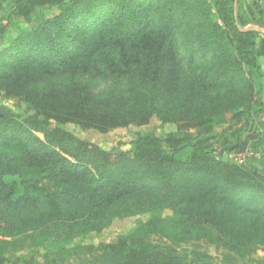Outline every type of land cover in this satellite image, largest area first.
I'll return each instance as SVG.
<instances>
[{
    "label": "trees",
    "instance_id": "16d2710c",
    "mask_svg": "<svg viewBox=\"0 0 264 264\" xmlns=\"http://www.w3.org/2000/svg\"><path fill=\"white\" fill-rule=\"evenodd\" d=\"M249 15L237 0H9L0 93L31 114L0 105V235L12 237H0V264L16 247L81 241L138 212L152 215L117 242L58 255L212 264L204 241L225 250V264H264L246 261L248 245L264 243V9ZM87 76L111 85L97 93ZM154 117L188 127L243 122L228 128L221 154L261 159L225 162L191 132L140 131L130 148L110 151L52 125L107 132ZM167 208L188 218L168 220L159 213Z\"/></svg>",
    "mask_w": 264,
    "mask_h": 264
},
{
    "label": "rangeland",
    "instance_id": "374dc122",
    "mask_svg": "<svg viewBox=\"0 0 264 264\" xmlns=\"http://www.w3.org/2000/svg\"><path fill=\"white\" fill-rule=\"evenodd\" d=\"M9 0H0V49L5 45L4 34L1 32V27L5 24L4 18L7 16ZM259 6L264 9V0H237V9L239 12H245L249 18L250 10H254L256 13L259 12ZM250 27L256 26L253 22L249 25ZM261 66L264 71V57L261 58ZM85 82H88L93 90L97 93H104L111 85L109 80H99L95 82L91 77L87 76ZM0 105L10 107L20 119L27 118L31 113L28 112L27 104L16 97L7 96L4 93H0ZM53 127H61L67 130L77 137L91 141L95 144L102 146L103 148L110 151L126 150L130 148L131 142L135 140L140 131H154L158 135H165L167 133H180V132H191L197 139L205 138L208 140L214 151L212 155L216 156L218 159L229 163H235L236 157L235 152H228L221 154L222 141L225 138V134H228V128L233 126L234 128L243 125V122H233L223 125H218L211 123L205 127H188L185 125H180L176 123H164L158 117H154L149 125L146 126H135L131 125L128 127H121L113 129L107 132H101L95 128H86L82 125L76 123H66L58 124L57 122H52ZM227 131V132H225ZM42 137L43 135L40 134ZM246 135L243 134L242 137ZM192 152V147H188L185 150V156H189ZM260 153L257 156L248 159L250 163H258L261 159ZM164 218L168 220H178L184 221L188 218L186 215H182L172 209H164L159 212ZM152 214L147 212L130 213L125 216H118L114 218L111 223L102 231H93L88 236L84 237L83 240L77 239V241L71 242H52L47 245V247L41 249L39 252L32 253L27 248L20 249L16 247L13 254L9 251L5 253L4 264H83L76 256H60L58 253L62 249L73 248L79 244H98L100 242H117L122 235L132 232L136 227H138L141 222L145 221ZM2 237V235H0ZM8 240L12 239L11 236L2 237ZM203 250H207L213 255L212 264H225L224 262V252L222 247H217L216 245L200 242ZM3 246L0 244V247ZM183 247L188 250L194 248V243L189 242ZM252 249V255L246 261L251 262L252 258L264 259V243H253L248 245Z\"/></svg>",
    "mask_w": 264,
    "mask_h": 264
},
{
    "label": "built area",
    "instance_id": "2783aa9c",
    "mask_svg": "<svg viewBox=\"0 0 264 264\" xmlns=\"http://www.w3.org/2000/svg\"><path fill=\"white\" fill-rule=\"evenodd\" d=\"M253 154H254V153H253L251 150H246V151H244V152L237 153V154L235 155V157H236V161H237L238 163H245L246 160H247V158L250 157V156H252Z\"/></svg>",
    "mask_w": 264,
    "mask_h": 264
}]
</instances>
